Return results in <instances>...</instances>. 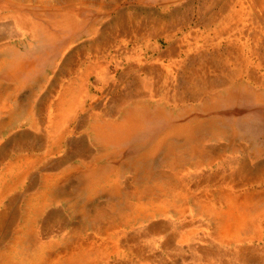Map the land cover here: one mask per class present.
Returning <instances> with one entry per match:
<instances>
[{
    "label": "rangeland",
    "instance_id": "374dc122",
    "mask_svg": "<svg viewBox=\"0 0 264 264\" xmlns=\"http://www.w3.org/2000/svg\"><path fill=\"white\" fill-rule=\"evenodd\" d=\"M201 1L0 0V264H264V15Z\"/></svg>",
    "mask_w": 264,
    "mask_h": 264
},
{
    "label": "bare ground",
    "instance_id": "6f19581e",
    "mask_svg": "<svg viewBox=\"0 0 264 264\" xmlns=\"http://www.w3.org/2000/svg\"><path fill=\"white\" fill-rule=\"evenodd\" d=\"M156 1V0H155ZM238 1V0H237ZM247 2H249V3H251L252 5H253V9L259 14V16H263L264 15V0H246ZM154 2V1H153ZM202 2V1H201ZM170 3V2H169ZM202 3H204V0H203V2ZM236 3V2H235ZM238 3V2H237ZM167 4V3H166ZM213 4L214 3H212V0H211V2L210 3H208V6H207V11L208 12H211V13H213L214 12V7H213ZM215 4H217V3H215ZM229 4V3H228ZM231 4V3H230ZM237 5V4H236ZM238 6V5H237ZM240 6V8H242V5L240 4L239 5ZM250 6V5H249ZM230 7V6H229ZM252 7V6H251ZM204 8V7H203ZM202 9V8H201ZM205 9V10H206ZM218 10V9H217ZM216 10V11H217ZM207 11H205V12H207ZM204 12V13H205ZM210 13V14H211ZM207 14V13H206ZM218 14V13H217ZM203 16V15H202ZM236 16V15H235ZM236 18V17H235ZM260 18V17H259ZM217 20V19H216ZM234 23V22H233ZM121 24H122V22H121ZM169 24V23H168ZM136 26V25H135ZM156 26V25H155ZM249 26V25H248ZM116 28V27H115ZM120 28V27H119ZM136 28H138V27H136ZM159 28V27H158ZM122 28H120V30H121ZM124 29H125V27H124ZM128 29V28H127ZM130 29V28H129ZM157 29V28H156ZM132 30V29H131ZM162 30V29H161ZM160 30V31H161ZM171 30V29H170ZM100 31V30H99ZM118 31V30H117ZM125 31V30H124ZM102 32H103V29H102ZM159 32V31H158ZM119 33V32H118ZM156 33V32H155ZM108 34V33H107ZM130 34V33H129ZM164 36V35H163ZM96 37H97V35H96ZM105 37V36H104ZM107 37V36H106ZM109 37V36H108ZM106 39V38H105ZM108 42H110V41H108ZM102 44V43H101ZM97 45V44H96ZM105 46V45H104ZM98 47V46H97ZM173 48V47H172ZM100 49V48H99ZM160 50V49H159ZM257 50V49H256ZM170 51V50H169ZM252 51V50H251ZM156 52V51H155ZM163 55V54H162ZM165 56H166V54H165ZM155 69V68H154ZM132 71V70H131ZM152 72V71H151ZM89 74V73H88ZM147 75V74H146ZM149 75V74H148ZM91 86V85H90Z\"/></svg>",
    "mask_w": 264,
    "mask_h": 264
}]
</instances>
